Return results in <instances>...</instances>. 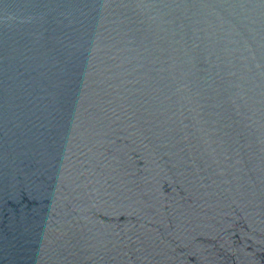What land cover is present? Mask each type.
<instances>
[{
	"label": "water",
	"instance_id": "95a60500",
	"mask_svg": "<svg viewBox=\"0 0 264 264\" xmlns=\"http://www.w3.org/2000/svg\"><path fill=\"white\" fill-rule=\"evenodd\" d=\"M0 264H264V0H0Z\"/></svg>",
	"mask_w": 264,
	"mask_h": 264
}]
</instances>
